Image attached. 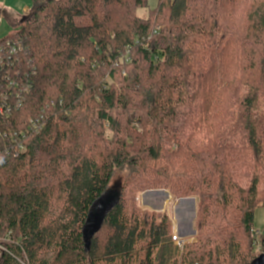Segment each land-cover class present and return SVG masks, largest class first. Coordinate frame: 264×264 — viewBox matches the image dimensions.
I'll use <instances>...</instances> for the list:
<instances>
[{
    "label": "trees",
    "instance_id": "16d2710c",
    "mask_svg": "<svg viewBox=\"0 0 264 264\" xmlns=\"http://www.w3.org/2000/svg\"><path fill=\"white\" fill-rule=\"evenodd\" d=\"M151 1L33 0L6 38L21 50L5 93L24 101L0 116V264L258 257L264 0ZM13 138L26 146L15 157ZM119 168L127 178L88 249L91 208ZM159 189L197 197L195 242L180 248L168 215L130 200Z\"/></svg>",
    "mask_w": 264,
    "mask_h": 264
},
{
    "label": "rangeland",
    "instance_id": "374dc122",
    "mask_svg": "<svg viewBox=\"0 0 264 264\" xmlns=\"http://www.w3.org/2000/svg\"><path fill=\"white\" fill-rule=\"evenodd\" d=\"M155 4V0L150 2V6L152 8ZM32 5L33 0H0V39L11 36L18 31V27L15 26L16 22L22 15L25 14V12L30 10ZM139 14L146 16L147 11L139 10ZM139 131H141L140 127ZM126 178L127 172L125 169L119 168L115 171L111 181L112 183L109 187L110 189L105 194H103L102 198L94 203L91 208V215L89 216V220L85 225L84 235H87L90 231V228L93 226L91 218L95 217V222L97 221L99 223L100 218L105 212L104 209H106L110 203H114L115 194L113 193L117 192L116 185L120 183L117 181V179H122V181H125ZM136 196L134 197L131 195L130 200L132 199L141 210H149L156 214L161 213L168 215L171 223H173V235L175 232V234H177L179 237V240L183 241L182 245L180 244L181 246L178 244L179 241H175L176 245H178L180 248H183L184 245L196 241L197 230L195 227V221L197 219L199 210V200L197 197L189 196L187 198H179L175 195H172L166 189L145 190V192L137 193ZM113 203L111 206H113ZM254 221V228L252 230L253 235H255L253 249H255V253L259 257L261 254H263V249L261 247L262 235L260 234L262 232L264 233V207H259V209L256 211Z\"/></svg>",
    "mask_w": 264,
    "mask_h": 264
},
{
    "label": "built area",
    "instance_id": "2783aa9c",
    "mask_svg": "<svg viewBox=\"0 0 264 264\" xmlns=\"http://www.w3.org/2000/svg\"><path fill=\"white\" fill-rule=\"evenodd\" d=\"M6 38L7 37L0 39V116L10 117L12 115L10 113H12L14 109L21 107L24 100L18 94L14 99L15 100L14 104H12L8 100L9 98L8 94L5 93L4 87L6 85V78L9 77V75L13 76L10 70L7 69V67L15 66L14 63L17 60H19L18 55L21 50V44L19 43V41H16L14 39L10 40ZM14 73L19 74L20 70L19 71L15 70ZM13 84H17L15 80L9 81L8 86L13 87ZM37 123L33 120L29 128L38 129ZM6 136H8L7 132L0 131V137H6ZM11 143H12L11 145H8L6 147V152L12 154L14 157L18 156V154L26 150V146L23 143L16 141L15 138L11 139ZM172 237L174 242L179 241L178 244L182 245L183 241L179 240V237L177 236V234H175V232ZM0 249L4 250L1 243H0Z\"/></svg>",
    "mask_w": 264,
    "mask_h": 264
},
{
    "label": "water",
    "instance_id": "95a60500",
    "mask_svg": "<svg viewBox=\"0 0 264 264\" xmlns=\"http://www.w3.org/2000/svg\"><path fill=\"white\" fill-rule=\"evenodd\" d=\"M116 186H118V185H116ZM111 194V193H110ZM113 194H115L114 195V203L116 202V200H117V192L116 193H113ZM108 195H109V193H108ZM113 203V202H112ZM112 203H110L109 204V206L106 208V209H104V213H107V210L110 208V206L112 205ZM113 203V204H114ZM103 213V216H102V214H101V218H100V220H99V223L97 222V224H96V222H95V217H92L91 218V222L93 223V226L90 228V231H89V233L87 234V235H85V240L87 241V243H88V249H89V246H90V236H91V234L98 228V226H99V224H101V222H102V219H103V217H104V214ZM252 264H264V254H261L259 257H257L253 262H252Z\"/></svg>",
    "mask_w": 264,
    "mask_h": 264
}]
</instances>
